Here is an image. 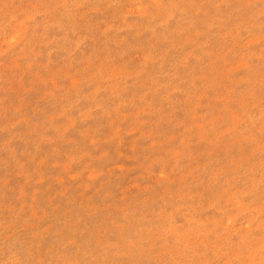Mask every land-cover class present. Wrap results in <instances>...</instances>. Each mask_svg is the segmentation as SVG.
<instances>
[{"label":"rangeland","instance_id":"obj_1","mask_svg":"<svg viewBox=\"0 0 264 264\" xmlns=\"http://www.w3.org/2000/svg\"><path fill=\"white\" fill-rule=\"evenodd\" d=\"M0 264H264V0H0Z\"/></svg>","mask_w":264,"mask_h":264}]
</instances>
